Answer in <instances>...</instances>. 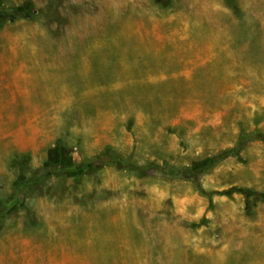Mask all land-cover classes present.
Returning <instances> with one entry per match:
<instances>
[{"label": "rangeland", "instance_id": "1", "mask_svg": "<svg viewBox=\"0 0 264 264\" xmlns=\"http://www.w3.org/2000/svg\"><path fill=\"white\" fill-rule=\"evenodd\" d=\"M243 133L264 0H0V264H264V138L166 170Z\"/></svg>", "mask_w": 264, "mask_h": 264}, {"label": "trees", "instance_id": "2", "mask_svg": "<svg viewBox=\"0 0 264 264\" xmlns=\"http://www.w3.org/2000/svg\"><path fill=\"white\" fill-rule=\"evenodd\" d=\"M254 138H264V134L261 135V134H245V133H243L240 136V138L238 139L237 143L232 148L221 151L215 157H213V159L208 161L203 167L198 168L196 170H191V169L177 170V169H173V168H169L166 170L169 174H172L174 176L181 175V176L191 178L192 181H194L197 184L199 191L201 193L205 194V191H203V189L198 184L199 174L202 171L206 170L208 167L216 164L220 160L227 158L228 156H231V155L238 156L239 150L241 149L243 144L249 140L254 139ZM93 162H97L101 165H107L108 164V165H114L118 168H125V169H128L130 171H134L141 176L149 175V174H152L156 171H164L165 170L164 167H157L154 165H145V166L135 165L133 163L125 161L119 155H117L113 152H110L109 149H105L103 152L83 160L80 164H73V165H57L56 164L53 166V169H51L52 171L49 170L47 172V174L48 173L60 174V173H66V172H75V171H78V170L84 168L87 164H90ZM235 190L239 191L243 194H249L250 193V191L247 189H236V188H234L233 190H228V191H224V192L229 193V192L235 191Z\"/></svg>", "mask_w": 264, "mask_h": 264}]
</instances>
